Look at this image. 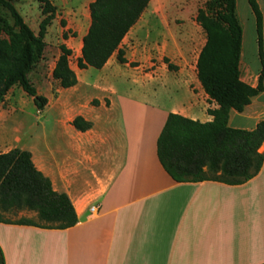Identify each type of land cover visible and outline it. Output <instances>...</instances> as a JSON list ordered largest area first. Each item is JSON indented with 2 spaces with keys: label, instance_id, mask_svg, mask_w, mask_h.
Listing matches in <instances>:
<instances>
[{
  "label": "crops",
  "instance_id": "1",
  "mask_svg": "<svg viewBox=\"0 0 264 264\" xmlns=\"http://www.w3.org/2000/svg\"><path fill=\"white\" fill-rule=\"evenodd\" d=\"M93 1L51 0L57 14L47 28L42 59L51 56L52 74L64 44L78 82L65 88L52 75L57 83L33 84L48 98L45 109L61 111L62 127L52 135H31L23 144L14 126L12 144L1 151L29 150L53 188L69 196L78 222L50 229L0 221L4 264L264 263V164L241 184L178 182L158 157V137L170 112L207 122L213 120L208 110L218 108L197 75L206 39L198 46L199 35L181 29L183 9L172 3L165 15L151 13L140 32H132L138 21L127 33L120 45L127 62L115 51L102 68H81ZM256 1L264 57V0ZM237 14L243 27L241 79L257 87L263 64L256 17L250 4L243 13L239 0ZM42 19L31 27L36 35ZM164 58L176 68L169 69ZM9 108L23 109L15 99ZM78 115L92 128L76 129L71 121ZM263 120L264 77L263 90L245 109L231 110L229 125L252 130Z\"/></svg>",
  "mask_w": 264,
  "mask_h": 264
},
{
  "label": "trees",
  "instance_id": "2",
  "mask_svg": "<svg viewBox=\"0 0 264 264\" xmlns=\"http://www.w3.org/2000/svg\"><path fill=\"white\" fill-rule=\"evenodd\" d=\"M43 14L36 35L13 0H0L13 22L0 16V103L14 85L32 97L39 112L48 98L39 93L29 78L34 65L43 57L47 28L55 18L51 0H38ZM151 0H94L90 3L91 23L83 37L78 66L102 68L118 51L120 62H127L120 45L143 16ZM198 9L195 20L206 33V42L197 60V75L204 90L217 104L209 109L213 120L201 122L170 112L158 137L157 153L166 172L178 182L220 181L241 184L258 174L264 164L260 147L264 142V120L255 129L229 125L232 109L243 111L251 99L263 90L264 57L262 54L263 16L256 0L249 4L256 17L263 70L257 87L241 79L240 60L243 27L237 14V0H208ZM63 24L64 21H63ZM66 36V34H65ZM53 69V78L62 87L77 84L70 67L71 50L64 44ZM169 69L176 68L164 58ZM96 102V101H95ZM71 124L86 131L93 123L78 115ZM0 209L31 210L38 221L22 218L0 221L32 224L50 229H66L78 222L72 201L66 193L53 188L51 179L35 165L29 150L14 147L0 153ZM0 264H4L0 249ZM264 264V263H261Z\"/></svg>",
  "mask_w": 264,
  "mask_h": 264
},
{
  "label": "rangeland",
  "instance_id": "3",
  "mask_svg": "<svg viewBox=\"0 0 264 264\" xmlns=\"http://www.w3.org/2000/svg\"><path fill=\"white\" fill-rule=\"evenodd\" d=\"M53 1L60 3L63 0ZM80 1L89 2L90 0ZM206 1L208 0H151L150 10H148V12H146V14H144V16L139 20L138 25L134 28V30H132V32H140L143 28H145L147 18L151 15V13L153 15H165V11H169L168 8L170 7V4L175 3L183 9V12L179 15L182 17L179 18V26L183 31L198 34V46H201L203 40L206 39V33L196 22L195 15L197 14V10L199 8H205ZM13 2L32 28L36 22H39L45 17L42 10L43 4L38 0H13ZM247 7H249L248 0H239V8L243 11V13H245ZM0 16L8 19L10 22H13L9 12L1 7ZM84 27L85 24L83 23L82 29ZM165 27V30L168 31V25H165ZM70 31H73V29L71 28ZM52 35H54V33ZM193 54L195 55V52ZM51 60V56H44L43 59H40V61L34 65L29 73V78L32 83H42L43 85L47 83H57L54 79H52ZM13 99L20 103V107H23L22 111H14L9 108V102ZM60 119L61 111L58 108L52 106L42 112H39L32 98L28 96L20 88V86H15L8 94L5 102L0 103V152L12 144V142H10V139L13 137L10 133V129H12V127L17 126L20 128L23 144H27L31 135L32 138L42 134L52 135V133L60 129L62 127L59 122ZM260 148L261 151L264 150V146H261ZM0 217L12 221H17L22 218H31L38 221L36 213L26 209L11 211H3L0 209Z\"/></svg>",
  "mask_w": 264,
  "mask_h": 264
}]
</instances>
